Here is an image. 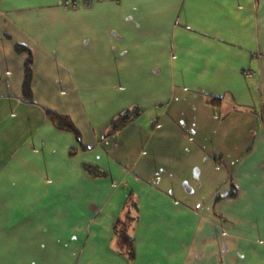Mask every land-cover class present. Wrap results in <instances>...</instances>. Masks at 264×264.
<instances>
[{"label": "crops", "instance_id": "1", "mask_svg": "<svg viewBox=\"0 0 264 264\" xmlns=\"http://www.w3.org/2000/svg\"><path fill=\"white\" fill-rule=\"evenodd\" d=\"M0 264H264V0H0Z\"/></svg>", "mask_w": 264, "mask_h": 264}, {"label": "trees", "instance_id": "2", "mask_svg": "<svg viewBox=\"0 0 264 264\" xmlns=\"http://www.w3.org/2000/svg\"><path fill=\"white\" fill-rule=\"evenodd\" d=\"M17 50L25 51L26 47L24 45H16ZM32 54L28 52V57L25 64V79L23 84V90L27 97H32ZM209 102L218 103L219 98H209ZM141 109L137 107L129 108L119 114H117L112 120L106 135L116 133L128 125H130L134 119L141 114ZM48 115L54 118L56 124L65 129L72 130L79 141L81 142V134L79 129L76 127L72 118L67 114H58L54 111L48 110ZM86 164L85 169L93 174H105V171L98 170V167ZM231 196L235 195V192L230 193ZM138 218V208L137 202L133 195L129 193L127 199L124 203L123 210L121 214L117 217L113 232L115 239V247L119 253L124 254L130 260L134 259L136 256L135 249V223Z\"/></svg>", "mask_w": 264, "mask_h": 264}, {"label": "built area", "instance_id": "3", "mask_svg": "<svg viewBox=\"0 0 264 264\" xmlns=\"http://www.w3.org/2000/svg\"><path fill=\"white\" fill-rule=\"evenodd\" d=\"M66 4H68V2L66 1ZM74 6H76L75 5V3H74ZM253 73V71L252 70H246L245 71V74L248 76V75H251Z\"/></svg>", "mask_w": 264, "mask_h": 264}]
</instances>
